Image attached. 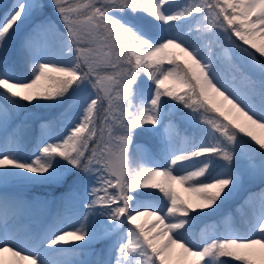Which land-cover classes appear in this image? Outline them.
I'll return each mask as SVG.
<instances>
[{
    "label": "snow or ice",
    "instance_id": "1",
    "mask_svg": "<svg viewBox=\"0 0 264 264\" xmlns=\"http://www.w3.org/2000/svg\"><path fill=\"white\" fill-rule=\"evenodd\" d=\"M0 101V264H264V187L243 233L193 237L264 186V0H13ZM78 103L25 158L13 119L54 110L43 129Z\"/></svg>",
    "mask_w": 264,
    "mask_h": 264
},
{
    "label": "rangeland",
    "instance_id": "2",
    "mask_svg": "<svg viewBox=\"0 0 264 264\" xmlns=\"http://www.w3.org/2000/svg\"><path fill=\"white\" fill-rule=\"evenodd\" d=\"M193 0H177L178 3H190ZM13 3V0H0V14H3L5 10ZM30 27V22L26 24L20 31L17 36L15 43H19L20 39L23 35L28 31ZM248 71L252 72L251 69H247ZM225 72L231 77L230 70L225 67ZM252 75L258 78V72H252ZM144 77H142L143 79ZM236 86L241 90L246 88L245 83L237 78ZM2 102V101H0ZM81 112V105L78 103L76 104L71 112L68 113V119L62 120L59 123H54L49 125L46 128H41V124L49 119L50 117L56 115L54 110L43 109V110H34L33 114L28 117L27 123L22 124V121L25 119L26 114L21 112L16 116L13 121L12 125H21L20 130L17 134V138L19 140V145L22 151L25 154V158H27L31 153L35 152L36 144L40 142V137H57L62 135L66 130L67 127L71 124L75 123L78 119V115ZM191 138L190 136L188 137ZM143 139V138H142ZM4 137L3 134L0 133V143H3ZM147 147V145L141 144L140 150L137 152V156L140 152H143V149ZM262 185L258 181L250 184H246L234 197V200L230 202L228 206L223 210L222 213L217 214L213 217L206 218L202 223H199L193 230V237L199 242L205 239L211 238L213 235L217 233H223L228 230H234L240 233H243L246 229L245 219L251 217L253 208L258 205V194L261 192ZM30 188H21L19 189L27 196L31 197L32 195H41L43 196L45 193H50V189L43 188V187H34L33 191H28ZM178 191L181 195L187 197L188 193H185L183 189H179ZM257 194V198L250 201L247 204H244V201L251 195ZM50 200L51 196H47ZM243 204V208H240V205ZM163 207V204L160 205ZM240 209L237 211V209ZM49 211L53 213L56 212L55 208L52 209H43L41 213L38 215L42 219V224L37 222V228L43 226V220L48 216ZM40 225V226H38ZM107 241L97 242L94 244L92 251L99 252L101 249L106 247ZM71 247V245H69ZM90 259H95V256L89 257Z\"/></svg>",
    "mask_w": 264,
    "mask_h": 264
},
{
    "label": "bare ground",
    "instance_id": "3",
    "mask_svg": "<svg viewBox=\"0 0 264 264\" xmlns=\"http://www.w3.org/2000/svg\"><path fill=\"white\" fill-rule=\"evenodd\" d=\"M37 222L42 224V219L38 215H33L31 217L26 218L23 223L27 225L29 228L35 229L37 228ZM38 225V226H40ZM5 262L6 264H11L13 258L10 256V254H5Z\"/></svg>",
    "mask_w": 264,
    "mask_h": 264
}]
</instances>
